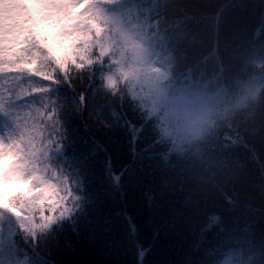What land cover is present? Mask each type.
<instances>
[{"label": "trees", "instance_id": "obj_1", "mask_svg": "<svg viewBox=\"0 0 264 264\" xmlns=\"http://www.w3.org/2000/svg\"><path fill=\"white\" fill-rule=\"evenodd\" d=\"M257 25L264 0H0V264H264V103L181 159L146 100L97 87L122 39L159 64Z\"/></svg>", "mask_w": 264, "mask_h": 264}, {"label": "clouds", "instance_id": "obj_2", "mask_svg": "<svg viewBox=\"0 0 264 264\" xmlns=\"http://www.w3.org/2000/svg\"><path fill=\"white\" fill-rule=\"evenodd\" d=\"M174 26L178 31L180 21L176 20ZM260 30L257 25L242 31L223 45L215 41L210 51L199 55L191 54L190 45L181 41L176 53L159 64L156 58L163 54L146 35L122 39L110 70L102 73L97 87L113 99L127 93L133 99L146 100L148 117L158 121L157 141L167 144L169 155L184 159L207 143L221 124L238 117L246 123L260 114L264 103V56L259 55L264 42L257 36ZM87 67L91 70L92 66ZM174 67L190 74L175 87L171 83ZM216 172L223 175L221 169ZM242 261V253H234L222 257L220 264Z\"/></svg>", "mask_w": 264, "mask_h": 264}, {"label": "rangeland", "instance_id": "obj_3", "mask_svg": "<svg viewBox=\"0 0 264 264\" xmlns=\"http://www.w3.org/2000/svg\"><path fill=\"white\" fill-rule=\"evenodd\" d=\"M8 150L9 140L7 134L0 128V163L2 159L8 154Z\"/></svg>", "mask_w": 264, "mask_h": 264}, {"label": "snow or ice", "instance_id": "obj_4", "mask_svg": "<svg viewBox=\"0 0 264 264\" xmlns=\"http://www.w3.org/2000/svg\"><path fill=\"white\" fill-rule=\"evenodd\" d=\"M75 66L77 67V70H80V67H79L78 65H75ZM66 71H67V69L64 70V71H62L60 74H61V75H65V74H66ZM55 75H56V74H55V72H54V73H53V77H52V80H53V81L55 80ZM50 82H51V81H50ZM64 211L67 212V211H70V209L65 208Z\"/></svg>", "mask_w": 264, "mask_h": 264}]
</instances>
